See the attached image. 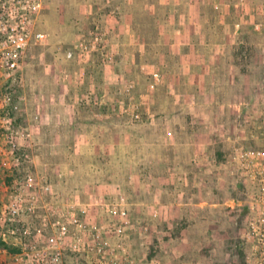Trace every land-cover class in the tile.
Instances as JSON below:
<instances>
[{"label": "rangeland", "instance_id": "1", "mask_svg": "<svg viewBox=\"0 0 264 264\" xmlns=\"http://www.w3.org/2000/svg\"><path fill=\"white\" fill-rule=\"evenodd\" d=\"M38 30L5 107L29 158L0 155V184L122 196L120 264H257L260 189L235 153L263 149L264 0H43Z\"/></svg>", "mask_w": 264, "mask_h": 264}, {"label": "built area", "instance_id": "2", "mask_svg": "<svg viewBox=\"0 0 264 264\" xmlns=\"http://www.w3.org/2000/svg\"><path fill=\"white\" fill-rule=\"evenodd\" d=\"M42 9L43 0H0V79L9 83L0 100V155L11 161L12 168L29 158L20 153L19 140L30 134L16 129L5 107L12 100V84L17 82L24 55L43 39L38 30ZM80 47V51L86 48L84 43ZM74 56V51L68 52V58ZM258 121L263 149H240L235 160L259 185L263 229L257 264H264V108ZM51 194L49 182L41 183L29 173L14 185L0 184V264H6V259L15 264H120L111 240L124 238L129 229L126 200L100 197L92 203L70 199L59 204L46 199ZM40 207L42 215H38ZM124 264L130 263L125 259Z\"/></svg>", "mask_w": 264, "mask_h": 264}, {"label": "crops", "instance_id": "3", "mask_svg": "<svg viewBox=\"0 0 264 264\" xmlns=\"http://www.w3.org/2000/svg\"><path fill=\"white\" fill-rule=\"evenodd\" d=\"M224 58L230 60V55L227 53V54H225ZM242 86L241 85H232V83L230 82V85L228 86V89H230V91H234L235 92L234 94L242 93L244 91V89H245V91L246 90L250 91V89L244 87L243 82H242ZM235 87H237V89H235Z\"/></svg>", "mask_w": 264, "mask_h": 264}]
</instances>
